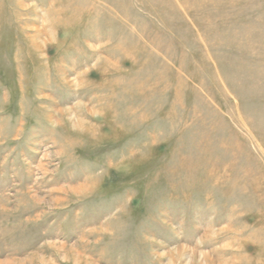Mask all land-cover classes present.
Wrapping results in <instances>:
<instances>
[{
    "label": "rangeland",
    "instance_id": "rangeland-1",
    "mask_svg": "<svg viewBox=\"0 0 264 264\" xmlns=\"http://www.w3.org/2000/svg\"><path fill=\"white\" fill-rule=\"evenodd\" d=\"M0 264H264V0H0Z\"/></svg>",
    "mask_w": 264,
    "mask_h": 264
}]
</instances>
